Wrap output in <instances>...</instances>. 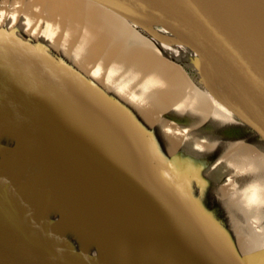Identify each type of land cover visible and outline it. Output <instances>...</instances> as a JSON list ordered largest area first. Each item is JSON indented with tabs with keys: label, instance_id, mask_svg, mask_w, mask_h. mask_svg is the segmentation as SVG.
I'll list each match as a JSON object with an SVG mask.
<instances>
[{
	"label": "water",
	"instance_id": "water-1",
	"mask_svg": "<svg viewBox=\"0 0 264 264\" xmlns=\"http://www.w3.org/2000/svg\"><path fill=\"white\" fill-rule=\"evenodd\" d=\"M88 1L158 46L184 48L185 72L264 149V0ZM22 47L0 34V125L43 165L37 177L54 176V186L68 193L79 225L109 261L68 250L48 224L41 233L24 224L21 195L0 177V264H264V246L235 261L223 251L230 245L215 232L224 224L211 223L187 190L200 159L183 149L181 159L158 164L129 107L75 74L62 79L57 66ZM102 230L125 247L116 256L105 252Z\"/></svg>",
	"mask_w": 264,
	"mask_h": 264
},
{
	"label": "bare ground",
	"instance_id": "bare-ground-1",
	"mask_svg": "<svg viewBox=\"0 0 264 264\" xmlns=\"http://www.w3.org/2000/svg\"><path fill=\"white\" fill-rule=\"evenodd\" d=\"M134 25L88 0H0V34H12L25 46L22 53L35 60L42 57L53 70L57 66L62 79L66 72L75 74L129 107L140 138L147 141L142 132L152 139L146 146L158 164L163 158L181 159L183 149L200 159L195 176L187 179V190L211 223L224 224V230L215 233L230 245L223 251L232 261L263 247L264 216L259 217L264 210L263 144L185 72L180 63L187 55L184 48L174 43L171 48L158 46ZM0 142V177L21 195L22 222L40 233L48 224L49 232L68 250L109 261L99 256L79 225L68 193L54 186V176L37 177L44 174L43 165L2 125ZM45 188L53 193L51 198L44 196ZM99 234L111 256L125 248L112 245L106 230Z\"/></svg>",
	"mask_w": 264,
	"mask_h": 264
},
{
	"label": "rangeland",
	"instance_id": "rangeland-1",
	"mask_svg": "<svg viewBox=\"0 0 264 264\" xmlns=\"http://www.w3.org/2000/svg\"><path fill=\"white\" fill-rule=\"evenodd\" d=\"M262 216H264V210H261V212H260V216L259 217H262Z\"/></svg>",
	"mask_w": 264,
	"mask_h": 264
}]
</instances>
